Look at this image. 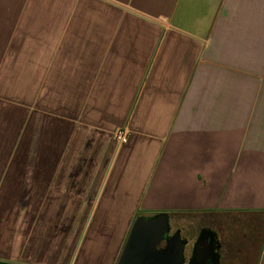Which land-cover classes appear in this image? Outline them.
<instances>
[{
	"label": "crops",
	"instance_id": "1",
	"mask_svg": "<svg viewBox=\"0 0 264 264\" xmlns=\"http://www.w3.org/2000/svg\"><path fill=\"white\" fill-rule=\"evenodd\" d=\"M160 213L264 219V0H0V264Z\"/></svg>",
	"mask_w": 264,
	"mask_h": 264
},
{
	"label": "water",
	"instance_id": "2",
	"mask_svg": "<svg viewBox=\"0 0 264 264\" xmlns=\"http://www.w3.org/2000/svg\"><path fill=\"white\" fill-rule=\"evenodd\" d=\"M168 216L135 218L116 264H220L213 231L201 229L187 257L188 243L179 231L169 236Z\"/></svg>",
	"mask_w": 264,
	"mask_h": 264
},
{
	"label": "rangeland",
	"instance_id": "3",
	"mask_svg": "<svg viewBox=\"0 0 264 264\" xmlns=\"http://www.w3.org/2000/svg\"><path fill=\"white\" fill-rule=\"evenodd\" d=\"M170 232L188 239L186 256L203 228L215 231L221 243V264H255L264 236V219L248 215H169Z\"/></svg>",
	"mask_w": 264,
	"mask_h": 264
},
{
	"label": "built area",
	"instance_id": "4",
	"mask_svg": "<svg viewBox=\"0 0 264 264\" xmlns=\"http://www.w3.org/2000/svg\"><path fill=\"white\" fill-rule=\"evenodd\" d=\"M128 137H129V132L124 128L116 130V132L113 135L115 142L121 145L127 143Z\"/></svg>",
	"mask_w": 264,
	"mask_h": 264
},
{
	"label": "flooded vegetation",
	"instance_id": "5",
	"mask_svg": "<svg viewBox=\"0 0 264 264\" xmlns=\"http://www.w3.org/2000/svg\"><path fill=\"white\" fill-rule=\"evenodd\" d=\"M207 229H208V228H207ZM210 230H211V229H210ZM176 231H179V230H175L174 232L169 233V236L172 235L173 233H175ZM211 231H213V230H211ZM213 232L215 233V236H216L215 239H216V241L219 243V246H220L219 249L217 250V252H218V254H219L220 264H221V247H222V246H221V243H220V241H219V238H218L217 233H216L215 231H213ZM179 233H180V231H179ZM180 239H181V240H186L187 243L189 242L188 239L185 238V237H183L181 233H180ZM195 240H196V239H195ZM193 243H194V242H193ZM193 243H192V244H193Z\"/></svg>",
	"mask_w": 264,
	"mask_h": 264
}]
</instances>
